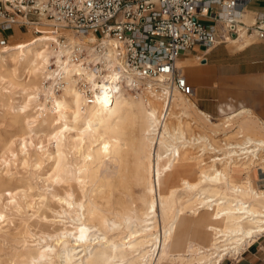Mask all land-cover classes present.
Instances as JSON below:
<instances>
[{"label":"bare ground","instance_id":"6f19581e","mask_svg":"<svg viewBox=\"0 0 264 264\" xmlns=\"http://www.w3.org/2000/svg\"><path fill=\"white\" fill-rule=\"evenodd\" d=\"M12 40L19 38L11 37L0 55V81L22 91V101L13 106L19 113L36 102L30 123L51 128L48 137L55 147L50 177L53 199H42L35 210L47 223L32 228L39 239L49 237L55 244L38 253L27 251L26 264H160L164 260L221 264L224 256L238 254L239 247L264 234V211L260 209L264 208V192L253 189L248 175L239 182L231 179L234 171L228 176L235 160H241L242 168L252 158L259 159V152L264 160V121L259 122L249 109L226 113L215 123L190 98L174 93L170 121L154 137L156 98L146 103L120 86L109 100L102 82L93 102L87 103L75 85L78 69L54 33L31 34L16 45ZM57 74L65 80L58 92L53 86ZM190 104L203 116L196 125L202 132L214 135L225 129L240 140L222 142L219 149L206 137L187 134L183 128ZM180 144L199 146L202 151L197 160H187L183 154L176 160L174 156L182 153ZM207 150L225 152L207 161L200 157ZM127 151L131 152L129 159ZM189 170L195 178L186 177L184 171ZM120 182L125 190L132 183L139 189L135 197L113 205L103 197L105 185L110 184L111 190ZM203 208L211 214L212 223L219 224L207 227L211 238L204 246L188 240L185 233L186 213ZM57 217L70 223L55 227ZM132 222L141 227L118 240L106 233L89 234L91 227L107 232L128 228Z\"/></svg>","mask_w":264,"mask_h":264},{"label":"built area","instance_id":"2783aa9c","mask_svg":"<svg viewBox=\"0 0 264 264\" xmlns=\"http://www.w3.org/2000/svg\"><path fill=\"white\" fill-rule=\"evenodd\" d=\"M212 1L216 0H0V55L18 33H54L78 69L75 85L87 103L93 102L102 82L109 100L124 86L146 103L160 101L153 126L156 137L171 118L173 94L194 95L177 65L183 51L226 43L239 32L264 41V17L239 28L232 17L218 27L203 24L197 14ZM235 2L223 4L231 8ZM8 29L12 32L6 33ZM64 84L63 75L57 74L54 90ZM201 151L197 146L198 154ZM256 166L258 176L264 174V168Z\"/></svg>","mask_w":264,"mask_h":264},{"label":"rangeland","instance_id":"374dc122","mask_svg":"<svg viewBox=\"0 0 264 264\" xmlns=\"http://www.w3.org/2000/svg\"><path fill=\"white\" fill-rule=\"evenodd\" d=\"M11 32V29L6 31V33ZM31 34L34 35L31 31L26 35L18 33L17 38H19V40L27 39ZM19 40H12L11 42L14 43L13 45H16ZM39 97L43 98L42 95ZM22 99L23 93L18 87L0 81V264H26L28 260L24 254L27 251L38 253L39 250L45 246H52L55 244L54 239L45 236L44 239H39L32 231V228L37 225L47 223L46 220L37 217L35 213L41 200L46 197L53 199L54 183L51 181L50 177L52 174L53 155L55 154L54 140H50L48 137L51 128L49 129L36 123H30L32 120L29 115L33 114L36 108H38L35 106L36 102H32L31 106L25 113H19L13 107L21 102ZM190 99L195 103L194 98ZM156 104V109L160 108V101L156 100ZM191 105L192 104L189 106L190 108L188 107V111L190 110V116L184 120V123L187 125L184 126L183 129H186L187 134H190L191 136L201 135L204 138L206 137L212 146H217L216 148L219 149L224 146L221 144L222 142L240 140L237 135L229 134L231 132L228 130L225 131V129H223V131L220 129L218 132L214 131V135H207L202 132L196 127V125L199 121L203 120V116L198 114L195 108ZM220 119L221 116L211 117V120L215 123H219ZM256 119L259 122H263V120ZM169 121L170 120H168L167 124ZM192 122L193 124H191ZM179 146V151L182 153H179L180 156H174L176 160L178 158L180 160L182 154L187 160H197V146H192L190 148L181 147V144ZM210 152H213V150H207L203 153L204 155L201 154L200 157H203L208 161L210 156L225 152V150H220L217 153L211 154ZM126 154L128 159L131 158L130 151H127ZM262 156L263 153L259 152V159L252 158L250 164H248L246 168H242L243 165L240 163L241 160H235L236 162L234 161L232 163L234 168L231 167L228 176H230V171H234L233 175L231 174V179L233 182H239L246 179V176L248 175L251 178L250 180L253 189L264 192V174L260 172L258 176L254 170L255 167H257L256 165H259L258 168H264V160H261ZM68 157L71 159L70 154H68ZM223 161L224 167L225 160ZM207 168L208 166L206 169ZM226 168L229 167H225V169ZM192 170L184 171V174L188 179L195 178V172ZM190 176L192 177L190 178ZM174 183L177 184V181ZM122 184L123 183L120 182L113 185V189L111 190L110 184L105 185L103 197L105 199L109 198L113 205L118 203L119 200L128 201L131 197H135L134 192H136L139 187L132 183L130 188L125 190L122 188ZM87 186L88 183L84 184L85 188ZM126 191H129L128 193L130 196L125 194ZM260 209L264 211V208ZM186 217L188 219V227L186 228L185 233L188 235V240L203 246L207 245L211 238V230L207 227L210 225L218 226L219 224L214 225V223H212L210 220L211 214L204 210V208L198 209L193 213L187 212ZM50 219L51 217L47 218V220ZM57 220L58 221L55 222V227H58L62 223L66 225L70 223L69 220L64 217H57ZM198 223H201L202 226H198ZM87 225L91 224L88 223ZM140 227L141 226L136 222H132V224L130 223L128 228L120 227L107 232H105V230H97L96 228L91 227L89 229V234L94 233L103 236V234L106 233L108 237H115L116 240H118L119 238H125L129 232L139 229ZM259 236L264 237V234L257 235L254 241H256ZM263 237L258 240L259 245L257 256L261 258H264V249L261 247L264 246ZM94 242L96 243L97 240ZM249 245H242L239 247L238 254L232 253L231 255L224 256L223 259L228 257L237 258V256ZM91 248L92 246L89 247V249ZM181 249H183V246ZM252 256L256 260L257 256ZM160 264H180V262L164 260Z\"/></svg>","mask_w":264,"mask_h":264},{"label":"crops","instance_id":"0c3cea01","mask_svg":"<svg viewBox=\"0 0 264 264\" xmlns=\"http://www.w3.org/2000/svg\"><path fill=\"white\" fill-rule=\"evenodd\" d=\"M224 1L208 2L206 11L197 14L198 19L218 27L232 17L239 28L264 17V0H236L231 8H226ZM177 65L202 112L214 117L245 108L264 121V41L239 32L226 43L211 48L196 45L183 51ZM258 245L251 244L237 258H224L221 264H264V258L257 256Z\"/></svg>","mask_w":264,"mask_h":264}]
</instances>
